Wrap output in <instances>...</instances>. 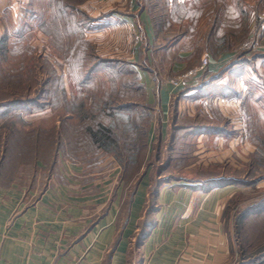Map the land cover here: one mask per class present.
Here are the masks:
<instances>
[{"label": "crops", "instance_id": "obj_1", "mask_svg": "<svg viewBox=\"0 0 264 264\" xmlns=\"http://www.w3.org/2000/svg\"><path fill=\"white\" fill-rule=\"evenodd\" d=\"M33 1L0 0V19L12 9V21L21 23ZM79 8L92 17L89 23L78 22V34L99 60L94 70L103 65L119 77L125 73L137 76L141 87L130 80H116L113 87L118 105L144 116L143 160L154 145L157 151L168 152L164 146L174 144L176 136L181 138L178 150L195 156L192 162L180 158L183 169L229 158L237 152L235 144L248 154L250 150L243 147L248 144L247 134L237 125L243 119L242 96L217 92L221 76L211 61L206 67L188 65L185 57L191 51L180 42L159 45L147 11L136 0H87ZM5 34L1 25L0 39ZM238 108L241 115L234 122L229 112ZM121 116L127 117L119 111L113 118L117 121ZM115 126L120 127L119 121ZM0 153V264L232 263V242L218 232L224 231L222 211L242 190L240 184L205 189L199 179L161 180L155 224L146 239L134 246L138 256L130 262L132 237L152 182V164L136 181L122 227L121 207L129 195L126 184L133 180L125 182L118 175L116 168L122 166L117 161L107 177L70 175L60 169L59 175L48 172L23 180L19 171L10 173L11 163ZM55 165L54 161L45 167ZM163 205L166 212L161 210Z\"/></svg>", "mask_w": 264, "mask_h": 264}, {"label": "rangeland", "instance_id": "obj_2", "mask_svg": "<svg viewBox=\"0 0 264 264\" xmlns=\"http://www.w3.org/2000/svg\"><path fill=\"white\" fill-rule=\"evenodd\" d=\"M86 1L68 0L73 7L69 9L71 14L68 11L62 15L57 11L53 15L50 0H34L22 14L21 23L12 21V9L11 12L7 9L0 19L11 49L0 50V103H3L0 104V152L2 159L11 163L8 170L12 175L19 171L23 180L37 175L43 177L48 172L59 175L60 169L70 175L107 177L113 173V164L117 161L115 152L93 143L87 128L99 123L115 126L118 121L127 139L136 133L137 139L141 137V142L135 144L136 151L129 156L134 163L125 168L123 163L121 168H116L120 176L135 177L133 183L126 184L129 193L148 164L154 167L153 177L154 171L160 170V181L175 177L197 180L209 173L241 177L243 172L238 170H248L247 176L257 180L254 184H240L242 190L222 211L220 223L224 231L218 232V236L223 235L232 242L230 264H235L239 253L237 244L249 243V224L241 226L245 233L237 238L233 214L264 194V164L252 156L255 150L264 156V0H136L138 6L147 11L159 45L180 42L182 48L191 51V56L185 57L188 65L201 63L206 67L211 61L221 76L217 92L221 94L225 90L232 96L236 93L242 96L243 119L237 125L247 134L248 144L243 147L250 150L248 154L235 144L237 152L226 157L228 161L222 158L208 165L201 162L190 169H183L182 159L192 162L195 156L178 150L180 137L176 136L171 146H164L169 148L168 152L157 151L154 145L151 155L143 160L146 136L140 133L144 132V116L133 112L131 123L139 128L132 126L130 135L132 127L127 117L121 116L115 121V113L119 111H114V118L108 114L112 112L102 111L104 103L113 102V98V105H118L114 81L133 80V75L125 73L116 79L106 66L94 70L99 60L92 46L82 42L80 34L73 29L75 20L86 24L92 19L85 10L80 11L79 6ZM232 111L234 113L225 112L232 114L237 122L241 111L239 108ZM120 112L125 116L126 112L130 113L125 109ZM250 159H253L252 165H248ZM52 160L55 167H45ZM158 165L161 169H157ZM166 207L163 205L161 210L166 212ZM125 219L126 214L122 213V227ZM172 219L175 223V215ZM262 238L263 233L259 242ZM259 244L248 247L249 253ZM136 256L138 252L132 243L130 262Z\"/></svg>", "mask_w": 264, "mask_h": 264}, {"label": "trees", "instance_id": "obj_3", "mask_svg": "<svg viewBox=\"0 0 264 264\" xmlns=\"http://www.w3.org/2000/svg\"><path fill=\"white\" fill-rule=\"evenodd\" d=\"M80 1L81 0H79V2ZM49 7L52 10L53 15L57 11L59 14L66 15V14H68L69 9L71 10L73 8L71 3L68 2V0H50ZM69 12L71 14L72 11H69ZM90 20H92V19H90ZM73 29L76 30L77 33L79 32L78 21H76V20L74 22ZM9 46L10 45L5 40V38L2 37L0 39V50L1 51H3V50L10 51L11 49ZM100 64H102V63L100 62ZM112 73H113V76L116 77V79L120 78L119 77L120 74H117L114 71H112ZM130 81H133L135 84H137V87H141L140 84L138 83L136 75H133V80H130ZM112 101L113 102L107 101L106 103H104V106L102 109V111L107 110L108 112H112L111 114L108 113L111 117L114 116L113 115L114 111H116V110L122 111V109L128 110V108H129V106L113 105L115 100L113 99ZM12 102L11 103L14 104L15 101L12 100ZM0 104H3V103H0ZM126 114H127L126 116H127L128 120H129L128 123L131 125V127L133 126L134 128H137L138 125L136 127L133 123H131L132 119H133L132 118L133 114L128 113V112H126ZM133 127L131 129L130 135L133 134ZM120 129H121V126L117 127V126H112L111 124L106 126L103 123H99L95 126L90 125L87 128V130L89 131V136H90L92 142L97 144V146L100 147L101 149H105L107 151L112 150L113 152H115L114 158H116V160L120 163V165H122L124 163L122 166H124V168H125L126 166H130L131 163H134L133 162L134 160L130 159L129 156L134 154V152L136 151V148H134L135 144L137 141L141 142V137H139L137 139L138 134L136 133L134 135V137L127 139V137H125L124 132L122 131V133H121ZM140 134L144 135L143 132ZM259 143L260 142H258V144ZM123 147H124V149H123ZM55 149H56V146H55ZM126 154H128V155H126ZM252 156L255 157L256 159H258L257 162L259 161V162H262V164H264V156H261L259 154V150H255L254 153L252 154ZM252 160L250 159V161L248 162V165H252V163H253ZM261 160H263V161H261ZM52 161L54 162V160H52ZM161 167H162L161 165H158L157 169L158 168L161 169ZM263 167H264V165H263ZM159 171L160 170H158V172L154 171V177L152 175V182H151L150 187L148 189V197H147L146 203L144 205V209L142 211V217L137 224V226H138L137 231L133 235L135 238L134 239V246L140 245L141 242H143V240L146 239L150 229L155 224V220L153 218V213L158 208L157 194H158V190L162 184L160 179L158 178V176H160ZM238 171H240V173L243 172L241 177L226 176V175L222 176V175H219L218 173L217 174L209 173L207 175V177H205L203 179H199V180L202 181V187L205 189H210V188L215 187V186H222V185L230 184V183L254 184L256 182L257 179L251 180L253 177L249 178V175L247 176L248 170L244 171L243 168H240ZM132 176L133 175H127V176L123 175L122 178L125 180V182H127L130 180H134L135 177L132 178ZM138 178L139 177H137L136 181L138 180ZM136 181L134 183V187H135ZM133 190H134V188H133ZM133 190L129 193L126 200L122 203L121 216H122V213L126 214V216H127L128 209H129L130 202H131V193L133 192ZM238 209L239 210L235 214H233V224H234L235 236L237 238H239V237H241V235H243V233H245V230L242 231L241 226L244 223H246V224H249L248 233H247L248 237L249 238L253 237L256 239H249L248 238L249 243H241V244L238 243L237 244L238 249H239L238 250L239 253H238V258L235 261V264H260L264 261V238L260 239V242H259V238L262 237V233L264 234V194H262L261 197H259V199L257 201H255V203H253L251 205H249L247 203L244 207H241ZM121 216H120V218H121ZM252 224L253 225L255 224L256 227H253ZM254 228H256V231ZM256 234H257V236H256ZM253 240L255 241V243L253 242ZM256 240H258V242ZM258 243H260V244H259V247H257L256 250H254L255 252L251 251L249 253L247 248L251 247L252 244H258ZM261 244H263V245H261ZM261 246H262V248L260 249Z\"/></svg>", "mask_w": 264, "mask_h": 264}]
</instances>
